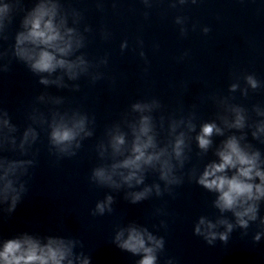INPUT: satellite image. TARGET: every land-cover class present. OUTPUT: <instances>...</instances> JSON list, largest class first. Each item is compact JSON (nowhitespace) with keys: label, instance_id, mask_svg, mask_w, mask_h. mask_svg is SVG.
Segmentation results:
<instances>
[{"label":"clouds","instance_id":"9594fccd","mask_svg":"<svg viewBox=\"0 0 264 264\" xmlns=\"http://www.w3.org/2000/svg\"><path fill=\"white\" fill-rule=\"evenodd\" d=\"M140 2L145 9H151L158 0ZM168 2L169 7L175 9L178 5L196 4L198 0ZM21 13L19 27L12 35L11 26ZM144 16L147 19L149 12L145 11ZM187 19L177 15L174 20L182 37L188 33ZM82 21V12L66 8L62 0H33L30 8H25L24 0H4L0 3V41L11 38L13 42L8 48L0 47V73L10 71L14 59L38 77V83L45 88L55 86L79 91V84L70 85L65 82V77L68 81L88 77L93 84L103 79L104 73L99 69L108 65V56L90 60L82 51L87 47L85 34L92 31L88 25L81 29ZM195 28L193 25V30ZM210 31L207 26L202 28L205 35ZM101 37L108 40L111 33L104 30ZM143 43L142 39L136 41L139 56L147 64ZM128 47L127 40L121 42L122 53ZM262 87L264 82L249 73L237 76L228 92L235 93L239 89L241 96L247 97L250 90L254 92ZM212 99L220 110L215 119L200 123L199 131L194 111L179 118L161 114L157 121L154 113L163 107L159 99L153 97L132 102L120 120L106 129L105 138L96 144L100 162L92 168L89 182L112 192L127 189L124 199L131 204L148 200L153 195H171L173 187L184 182V175H177V172L190 160L192 141L199 149L197 155L202 157L213 149V137H224L214 148L216 159L206 163L198 174L196 169L188 174L190 181L194 180L214 194L211 207L218 213L215 218L199 216L193 225V234L208 246H214L217 240L226 245L235 230L240 229L241 236H247L249 228L255 225L252 242L259 244L264 239V215L260 214L264 204V156L248 142V133L250 131L253 140L264 144V107L252 106L251 112L256 117L253 119L246 107L232 102L234 97L231 95L218 99L213 96ZM64 103L62 96L40 93L27 116L30 123L22 133L12 122L9 112L0 107V213L11 216L28 192L30 169L37 163L38 152L33 151V146L40 136L38 128L47 132L49 153L57 161L76 156L82 142L94 135L95 118L79 108L62 110ZM36 105L46 106L47 111ZM161 132H166L164 140L160 139ZM226 132L230 134L226 135ZM192 133H195L194 137ZM149 173L158 174L163 187L157 182L147 184ZM114 203V196L106 194L96 202L91 215L111 214ZM157 214L166 213L157 209ZM160 227L166 229V221L161 220ZM112 243L121 251L139 257L135 264H159L166 241L147 226L132 220L116 226ZM78 247L83 248L79 239L60 235L25 231L9 238L0 236V264H91V257L83 251L77 252ZM165 264L176 262L169 257Z\"/></svg>","mask_w":264,"mask_h":264},{"label":"water","instance_id":"95a60500","mask_svg":"<svg viewBox=\"0 0 264 264\" xmlns=\"http://www.w3.org/2000/svg\"><path fill=\"white\" fill-rule=\"evenodd\" d=\"M249 73L264 82V0H234V82L237 76ZM240 83L243 86L242 78ZM235 103L246 107L249 115L256 119L251 108L255 104L264 107V87L254 92L250 90L247 97L241 96L238 89ZM248 142L264 156V144L253 140L250 131ZM260 214L264 215V204L261 205ZM255 231L253 225L245 236L248 264H264V239L259 244H253L252 235Z\"/></svg>","mask_w":264,"mask_h":264}]
</instances>
